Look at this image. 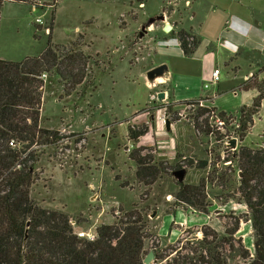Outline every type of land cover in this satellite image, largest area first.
I'll return each mask as SVG.
<instances>
[{"label": "rangeland", "instance_id": "374dc122", "mask_svg": "<svg viewBox=\"0 0 264 264\" xmlns=\"http://www.w3.org/2000/svg\"><path fill=\"white\" fill-rule=\"evenodd\" d=\"M186 1L35 0L34 6L6 4L0 19V59L23 62L49 52L58 58V67L46 73L40 123L54 131L57 140L33 148L42 155L33 199L45 209L67 213L77 224L76 232L129 221L130 215L132 221L140 218L146 238L142 262L154 251L153 264L159 254L169 259L179 251L192 254L204 232L228 235L237 223L236 239L254 254L251 214L239 192L237 164L226 165L235 152L225 146V135L237 138V150L240 145L260 147L264 102L243 143L236 125L238 104L246 97L238 99L231 92L216 103L235 119L226 124L222 137L212 127L211 114H199L201 104L217 115L222 112L214 109L211 98L176 104L166 115L175 120L172 134L161 129L157 119L150 120L157 116L154 108L164 103L151 97L156 91L149 90L143 74L164 59L159 47L177 40L153 36L161 22L145 32L142 27L163 14L171 23H182L188 14ZM71 53L87 58L86 65L75 63L81 83L55 74L60 69L66 75L70 66L61 63ZM130 128L147 134L132 141ZM160 137L165 142L174 139L173 145L159 146ZM136 152L158 166L156 178L137 177L131 159ZM178 166L187 171L182 183L200 189L201 209L177 199L180 187L173 171Z\"/></svg>", "mask_w": 264, "mask_h": 264}, {"label": "trees", "instance_id": "16d2710c", "mask_svg": "<svg viewBox=\"0 0 264 264\" xmlns=\"http://www.w3.org/2000/svg\"><path fill=\"white\" fill-rule=\"evenodd\" d=\"M6 4L34 6L35 0H0V19ZM175 35L183 54L188 57L194 54L197 40L184 30ZM57 60L56 55L50 52L23 62L0 59V264H143L146 238L140 218L132 221L133 215H130L129 221L118 220L101 225L96 239L87 241L78 238L77 224L67 213L45 209L32 197L36 170L42 157L33 148L57 140L54 131L40 126L44 91L40 77L57 68ZM76 61H83L86 65L87 58L77 59L71 53L61 63L70 66L67 76L60 69L56 70V76L81 83V75L75 73ZM241 90L258 93L250 106L239 110L237 133L243 143L264 102V80L259 81L255 77L244 83ZM174 106L172 103L162 104L155 107L154 112L165 110L169 116ZM212 112L215 111L202 108L199 114L201 117ZM218 115L229 124L235 120L224 112ZM202 123L204 125V121ZM210 133V130L205 131L206 135ZM216 133L223 136L221 131ZM145 134V129L139 132L129 129L132 141ZM237 151L232 159L238 167L239 192L251 214L255 233L254 254L241 239H236L237 223L228 235L204 232L203 239L198 242L200 248H191L192 254L179 251L173 259L164 254L156 255V264H264V137L263 144L257 149L240 145ZM131 159L138 168V178H156L159 168L151 166L147 157L136 152ZM192 165L190 161V167ZM178 170L182 167L178 166L173 173ZM178 185L177 199L201 209L198 201L200 189L183 183ZM26 234L28 238L25 241Z\"/></svg>", "mask_w": 264, "mask_h": 264}, {"label": "crops", "instance_id": "0c3cea01", "mask_svg": "<svg viewBox=\"0 0 264 264\" xmlns=\"http://www.w3.org/2000/svg\"><path fill=\"white\" fill-rule=\"evenodd\" d=\"M186 5L188 14L178 25L165 15L166 23L171 26L169 33L164 32L165 23L154 26V37L165 34L177 40L159 47L164 59L155 62L152 68L168 63L172 78L161 85L156 94L166 92L163 103L175 105L211 98L214 109L223 112L217 104L231 92L238 99L246 97L239 107L250 106L258 93L242 91L241 87L251 72L259 81L264 80V0H187ZM181 30L198 42L194 54L189 57L183 54L175 35ZM155 55L158 58L159 55ZM215 69L220 70V82L205 89ZM156 94L151 97L154 99ZM163 140L157 138V143Z\"/></svg>", "mask_w": 264, "mask_h": 264}, {"label": "water", "instance_id": "95a60500", "mask_svg": "<svg viewBox=\"0 0 264 264\" xmlns=\"http://www.w3.org/2000/svg\"><path fill=\"white\" fill-rule=\"evenodd\" d=\"M157 22L165 23L164 32L169 33L171 31V26L166 23V16L163 15H156L154 17H151L147 25L142 27V31L145 32L146 28H149L153 26ZM143 78L145 81L146 86L149 88L150 91H156L161 85L167 84L169 81H171V72L167 64H161L158 65L148 71H146L143 74ZM166 92H159L156 94V98L158 101L162 102L166 99ZM156 115L153 114L151 117V121H155ZM165 131L167 134H172V123L171 121L166 118L165 120ZM236 146V140L232 141V147L234 148ZM187 174V171L185 169L178 170L173 173V177L178 180L179 183H182L184 181V178ZM155 216V213L152 215V217ZM28 235L26 234L25 241L27 240ZM155 260V254L154 251H150L148 255L145 257L143 264H153Z\"/></svg>", "mask_w": 264, "mask_h": 264}, {"label": "built area", "instance_id": "2783aa9c", "mask_svg": "<svg viewBox=\"0 0 264 264\" xmlns=\"http://www.w3.org/2000/svg\"><path fill=\"white\" fill-rule=\"evenodd\" d=\"M143 7V5H142ZM37 22L41 23V20H38ZM255 78V73L251 72L249 73V75L247 77H245L244 79V82L245 83H249L251 82L253 79ZM40 79L44 82V85L46 83V79H47V76L46 74H43ZM220 70L219 69H215L212 73V77L210 79V81H208L205 85V89H209L210 86L212 85H217L219 84L220 82ZM156 98V96L154 97ZM202 108L204 105H202ZM206 108V107H205ZM166 112L165 110H160V111H157V116H156V119L158 120L159 122V125L161 126V129H164L165 128V120H166ZM155 119V120H156ZM211 119H213V128L217 129L218 131H221V132H224L225 128L227 127V123L225 120H223L221 117H219L215 112H212L211 113ZM231 124V122H230ZM236 128H238V125H236ZM233 140H236V146L233 148L232 147V141ZM237 138L234 137L233 135H225V146L232 152H235L237 151ZM173 140H167V142H165V139L161 142L158 143L159 146H167V144H170L173 145ZM11 146L13 147V143H11ZM15 147V146H14ZM235 153H233L232 157L235 156ZM233 164V159L231 158L230 160L226 161V165H231ZM96 235H97V230L94 228L90 229L89 231H82V232H77V236L78 238L80 239H85L87 241H94L96 239Z\"/></svg>", "mask_w": 264, "mask_h": 264}]
</instances>
